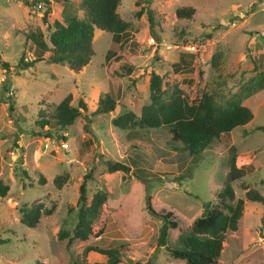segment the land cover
I'll return each mask as SVG.
<instances>
[{"label":"rangeland","instance_id":"374dc122","mask_svg":"<svg viewBox=\"0 0 264 264\" xmlns=\"http://www.w3.org/2000/svg\"><path fill=\"white\" fill-rule=\"evenodd\" d=\"M46 1L0 0V182L7 186L0 196V264H103V255L84 250L94 245L117 249L116 264H184L166 248L205 203H218L230 148L243 172L230 183L233 200L244 203L215 264H264L263 207L244 195L255 189L264 197V131L257 128L264 124V88L253 89L255 73L264 71V0H120L116 12L129 23L120 45L94 29L93 55L79 71L46 61L19 69L21 56L31 58L23 46L27 34L46 36V23L62 14L83 17L81 0ZM180 7L193 8L191 17H176ZM109 51L115 57H107ZM150 73L176 83L189 102L206 91L222 107L239 101L252 117L220 134L195 161L170 141L165 127H114L111 118L125 110L138 115L148 102ZM67 93L70 105L85 109L62 129L52 112ZM104 93L115 101L112 111L92 113ZM105 160L121 161L129 171L107 172ZM88 172L86 202L95 192L106 198L87 239L67 241L76 222L77 185ZM64 174L56 187L53 179ZM37 203L52 207L51 213L40 215L34 227L22 225V208ZM148 207L170 212L177 222L164 246L156 245L162 221ZM59 229L64 238L57 237Z\"/></svg>","mask_w":264,"mask_h":264},{"label":"trees","instance_id":"16d2710c","mask_svg":"<svg viewBox=\"0 0 264 264\" xmlns=\"http://www.w3.org/2000/svg\"><path fill=\"white\" fill-rule=\"evenodd\" d=\"M47 3L46 0H38ZM120 0H81L80 5L83 17L62 14L51 24L46 23V36L41 33L30 32L24 40L23 46L30 49L31 58L24 60L22 56L16 67L25 69L36 62L65 63L73 72L79 71L85 66L93 55L92 34L94 29L111 34V45H120V35L126 32L129 23L122 20L116 12ZM27 3V0H24ZM48 11V7H47ZM47 11L43 12V17ZM193 8H176L174 13L178 18H190ZM139 14V12L137 13ZM147 20L151 24V17ZM119 49V46H118ZM107 57L114 52H106ZM218 58L213 55V64ZM7 67L6 63H1ZM173 68L178 70L179 64L173 63ZM122 67V66H121ZM254 70L256 65L253 64ZM125 72L131 71L132 66L124 65ZM173 69V70H174ZM148 102L144 104L138 115L130 110H125L111 118V124L121 130H133L135 128H167L170 133V141L177 143L178 150L187 152L193 161L208 148L214 139L220 134L226 133L236 127H243L252 117L251 111L237 100H230L224 107L215 103L213 96L204 91L195 102H189L187 97L176 83L164 81L163 76L150 73L148 78ZM264 88V71H258L253 77V89ZM70 94L67 93L54 107L52 116L57 125L64 129L79 115L81 106L69 104ZM115 101L108 93L97 98V105L92 113L103 114L112 111ZM259 130L264 131V124L258 125ZM228 160V173L223 188L217 192L218 203H205L200 214L192 219L186 232L178 234L177 241L171 247L166 248L169 256L174 260L183 261L184 264H215L221 251L224 234L226 231H235L237 221L241 216L244 200H233V192L230 183L240 177L243 172L236 166V156L233 148H230ZM107 172L120 171L126 173L128 166L121 161L105 160ZM90 173L82 176L77 185L76 196V222L71 236L72 239L85 240L92 232V223L97 219L100 206L106 195L103 192L92 194L89 202H86V180ZM67 179V175H57L53 179L56 187ZM6 185L0 182V196H4ZM249 202L259 203L263 211L259 217V229L264 232V197L255 189H248L244 193ZM149 211L159 217L162 224L158 228L156 245L164 246L169 229L177 227L172 214L166 212ZM52 207L45 208L37 203L29 208H22L19 222L26 227H34L40 215H49ZM67 234L59 229L58 238H64ZM1 243V240H0ZM85 251L103 255V264H116L119 251L115 248L102 249L95 245L86 246ZM37 264H44L37 262Z\"/></svg>","mask_w":264,"mask_h":264},{"label":"water","instance_id":"95a60500","mask_svg":"<svg viewBox=\"0 0 264 264\" xmlns=\"http://www.w3.org/2000/svg\"><path fill=\"white\" fill-rule=\"evenodd\" d=\"M124 259L127 261V262H131V260L127 257H124Z\"/></svg>","mask_w":264,"mask_h":264},{"label":"built area","instance_id":"2783aa9c","mask_svg":"<svg viewBox=\"0 0 264 264\" xmlns=\"http://www.w3.org/2000/svg\"><path fill=\"white\" fill-rule=\"evenodd\" d=\"M191 49L193 50V46H191ZM64 145V144H63Z\"/></svg>","mask_w":264,"mask_h":264}]
</instances>
